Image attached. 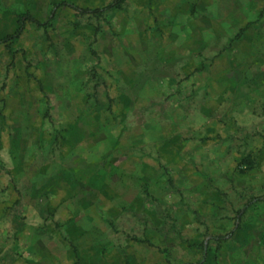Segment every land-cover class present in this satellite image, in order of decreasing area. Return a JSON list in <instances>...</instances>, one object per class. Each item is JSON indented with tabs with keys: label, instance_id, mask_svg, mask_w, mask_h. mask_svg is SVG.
Here are the masks:
<instances>
[{
	"label": "rangeland",
	"instance_id": "obj_1",
	"mask_svg": "<svg viewBox=\"0 0 264 264\" xmlns=\"http://www.w3.org/2000/svg\"><path fill=\"white\" fill-rule=\"evenodd\" d=\"M114 1L0 0V264H264V0Z\"/></svg>",
	"mask_w": 264,
	"mask_h": 264
},
{
	"label": "trees",
	"instance_id": "obj_2",
	"mask_svg": "<svg viewBox=\"0 0 264 264\" xmlns=\"http://www.w3.org/2000/svg\"><path fill=\"white\" fill-rule=\"evenodd\" d=\"M122 0H115L113 3H111L110 5H108V7L109 8H112V7H114V6H117L120 2H121ZM81 12H87V11H89V9H79ZM30 20V21H33V22H35L36 24H38V25H40V24H42V23H40V22H37V21H35L34 19H32L29 15H27V14H21V15H18V20H19V22L20 23H23L24 22V20Z\"/></svg>",
	"mask_w": 264,
	"mask_h": 264
}]
</instances>
